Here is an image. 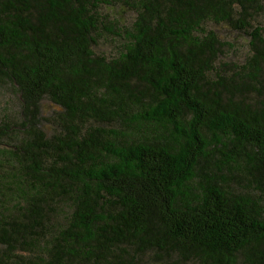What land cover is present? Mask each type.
I'll return each mask as SVG.
<instances>
[{"label": "trees", "instance_id": "16d2710c", "mask_svg": "<svg viewBox=\"0 0 264 264\" xmlns=\"http://www.w3.org/2000/svg\"><path fill=\"white\" fill-rule=\"evenodd\" d=\"M262 17L0 0V264H264ZM212 25L249 38L242 62Z\"/></svg>", "mask_w": 264, "mask_h": 264}, {"label": "rangeland", "instance_id": "374dc122", "mask_svg": "<svg viewBox=\"0 0 264 264\" xmlns=\"http://www.w3.org/2000/svg\"><path fill=\"white\" fill-rule=\"evenodd\" d=\"M117 15V14H115ZM118 15H121L122 20H127V22H131L133 20V14L132 13H121L119 10ZM260 21L264 25V17L260 19ZM212 29L216 30L218 32V35L222 39V41L229 43L231 46H227L226 50L227 52L225 53V57L222 58L223 61L229 62V61H234V62H242L247 54L249 53V38L245 36L244 34H236L232 31H230L228 28L225 26H211ZM118 42L114 41L111 38H105L101 41L99 46L97 47V52L102 53L108 56H114L118 50ZM3 104V101L1 102V105ZM46 110L51 111V107L49 106L48 103H45ZM45 115H48V113L45 111ZM245 185H235V188L241 189ZM150 264H160V263H155L154 258L150 257L148 259ZM173 263L171 260L168 261V264ZM183 264V263H181ZM188 264H197V263H188Z\"/></svg>", "mask_w": 264, "mask_h": 264}]
</instances>
